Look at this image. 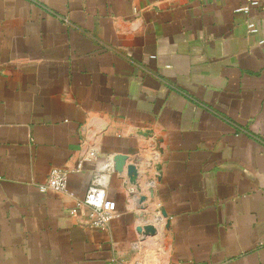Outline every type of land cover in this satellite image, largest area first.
Wrapping results in <instances>:
<instances>
[{"label": "crops", "instance_id": "1", "mask_svg": "<svg viewBox=\"0 0 264 264\" xmlns=\"http://www.w3.org/2000/svg\"><path fill=\"white\" fill-rule=\"evenodd\" d=\"M258 1L0 0V264H264Z\"/></svg>", "mask_w": 264, "mask_h": 264}, {"label": "built area", "instance_id": "2", "mask_svg": "<svg viewBox=\"0 0 264 264\" xmlns=\"http://www.w3.org/2000/svg\"><path fill=\"white\" fill-rule=\"evenodd\" d=\"M259 4L258 0H248L247 5L239 9L243 12H248L250 6ZM247 30L250 33L257 32V27L254 23L247 24ZM93 155V153L91 154ZM67 186V171L59 168H54L50 171L48 179L44 185H41L42 191L52 190L57 192L66 191ZM80 206L87 208V220L90 226L95 228H103L114 217L116 203L107 197L105 187L98 181L88 186L84 199ZM75 210H72L74 213Z\"/></svg>", "mask_w": 264, "mask_h": 264}, {"label": "water", "instance_id": "3", "mask_svg": "<svg viewBox=\"0 0 264 264\" xmlns=\"http://www.w3.org/2000/svg\"><path fill=\"white\" fill-rule=\"evenodd\" d=\"M126 156L125 155H115V157L113 158L114 159V168L117 170V171H121L122 170V167L124 165V162L126 160ZM134 169L132 167H128V172H133ZM147 230H152L151 227H147L146 228Z\"/></svg>", "mask_w": 264, "mask_h": 264}]
</instances>
